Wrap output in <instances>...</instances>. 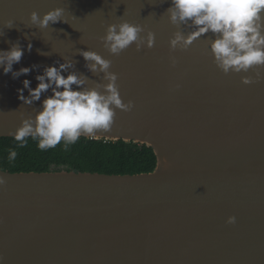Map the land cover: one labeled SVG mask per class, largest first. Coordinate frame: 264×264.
<instances>
[{
	"label": "water",
	"instance_id": "water-1",
	"mask_svg": "<svg viewBox=\"0 0 264 264\" xmlns=\"http://www.w3.org/2000/svg\"><path fill=\"white\" fill-rule=\"evenodd\" d=\"M169 6L0 0V50L19 42L25 54L14 70L41 66L15 80L0 69V138L11 137L21 113L39 110L22 105L17 89L24 79L35 88L44 66L67 57L90 86L103 82L77 55L84 49L112 61L123 101L135 104L131 112L117 110L112 131L98 133L100 140L146 145L157 159L152 172L136 175L4 171L3 264H264V79L245 86L242 76L254 73L224 75L207 54V38L170 53L178 29L168 20ZM55 8L65 10L68 24L43 31L30 25L33 11L43 17ZM125 20L143 26L145 35L154 32L155 47L110 55L100 38ZM230 216L235 225L227 224Z\"/></svg>",
	"mask_w": 264,
	"mask_h": 264
},
{
	"label": "clouds",
	"instance_id": "clouds-1",
	"mask_svg": "<svg viewBox=\"0 0 264 264\" xmlns=\"http://www.w3.org/2000/svg\"><path fill=\"white\" fill-rule=\"evenodd\" d=\"M170 6L166 13L171 25L178 30L170 39V53L177 50L188 51L194 43L207 38V54L214 65L224 75L254 73L242 76L241 82L251 86L264 79V0H168ZM58 23H66L65 10L55 8L40 16L33 11L30 25L41 31ZM14 22H6V28H13ZM182 29H187L184 31ZM62 31V30H61ZM140 24L122 21L107 26L101 43L110 55L119 56L135 45L137 52L145 47L152 49L156 36ZM32 44H27V51H32ZM39 51V50H38ZM25 54V48L19 42L10 45L7 50H0V69L12 78L28 76L41 66L21 67L14 70ZM41 55L48 56L45 52ZM77 55L85 61L87 71L103 82L90 86V77L76 70L72 59L63 57V62L56 60L52 65L44 66L42 74L35 77L37 85L31 86L28 79L22 81L23 87L17 89L22 105L38 104L35 116L25 118L20 114L21 124L13 137L16 148L28 146L29 139L35 141L41 151L55 148L63 142L64 150L75 144L81 136L89 140H100V132L112 131L117 110L131 112L133 101L125 103L118 86V75L111 71L112 61L103 58L91 50L79 49ZM172 67L177 60L170 55ZM180 85H176L179 89ZM25 91L28 95L25 96ZM43 98V99H42ZM108 139H116L107 136ZM7 161L12 164L17 158L15 148L7 149ZM0 174H7L0 171ZM6 185L0 175V188ZM227 224L235 225L237 219L230 216ZM4 257L0 256V264Z\"/></svg>",
	"mask_w": 264,
	"mask_h": 264
},
{
	"label": "trees",
	"instance_id": "trees-1",
	"mask_svg": "<svg viewBox=\"0 0 264 264\" xmlns=\"http://www.w3.org/2000/svg\"><path fill=\"white\" fill-rule=\"evenodd\" d=\"M15 148L18 155L9 164L7 149ZM157 159L152 148L133 142L89 140L81 137L64 150L63 142L55 148L41 151L35 141L16 148L13 137L0 138V169L11 173L74 171L108 175H136L150 173Z\"/></svg>",
	"mask_w": 264,
	"mask_h": 264
}]
</instances>
